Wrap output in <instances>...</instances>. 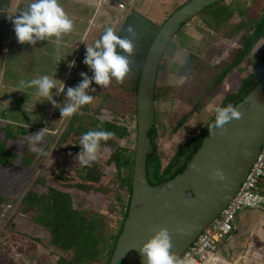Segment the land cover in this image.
Instances as JSON below:
<instances>
[{"label": "trees", "instance_id": "trees-1", "mask_svg": "<svg viewBox=\"0 0 264 264\" xmlns=\"http://www.w3.org/2000/svg\"><path fill=\"white\" fill-rule=\"evenodd\" d=\"M16 1L0 0V71L3 67V50L8 42L9 33L14 32V27L11 28L14 24L7 16L14 15V6L18 8V5H15ZM119 1L116 0L117 3ZM121 1L131 8V12L126 13L127 15L124 13L127 17L118 27V34L126 35L122 29L132 25L139 35L137 41L139 47L134 57L136 63L132 76L123 84H118L113 80L117 86L122 87L125 94L101 93L97 90L100 86L93 82L91 87L96 89V92L92 93L95 97L94 102L81 109L83 115L77 114L70 117L58 139L55 140L53 136L54 139L44 148L48 152L54 147L55 151H58L64 158L52 163L53 168L49 172L41 171L22 196L10 197L0 193V207L4 203L15 202L18 204L16 213L22 212L29 215L28 218L34 224V229L40 231L39 236H35V240L49 249L56 264H109L128 214L136 156L138 86L148 50L159 28L166 20L153 21L145 15L143 10L139 12L134 7V3L141 0ZM188 1L190 0L185 3ZM229 12L226 17L233 19L235 13L232 8ZM188 21L182 23L180 29L184 24H189ZM226 26L221 23L220 30L226 29ZM238 26L233 24L231 28L232 30L237 28L234 36V39L238 36L237 46H234L232 51L219 62L197 53L192 43H189L191 47L184 61L172 60L173 58L170 57L173 51L184 49V47L173 42H170V48L169 45L167 46L169 49L166 48L160 62L157 79L163 70L174 74L176 78H184L187 84L182 88L181 93L183 99L191 105V110L182 114L178 119L173 117V113L166 112L170 119V128L166 121L162 122L164 114L161 112L159 121L156 119L155 126L150 130L153 150L147 156L146 171L150 183L156 185L176 177L188 166L194 154L201 148L205 137L209 134L207 128L213 122L215 112L203 121L199 129L194 130L179 144L177 142L174 145V141L170 144L168 141L164 146L161 139L174 137L192 113L203 109L211 95L218 91L229 74L234 70H241L240 66L244 59L251 54L259 40L264 37V13L259 18H255L249 26L245 25L242 19L239 20ZM212 44L213 37L209 36L207 45L210 47ZM16 48L18 47H13L11 54L16 53ZM263 76L264 54L257 59V65L250 70L247 76L240 78L239 81L236 80L238 81L237 90L226 94L219 106H227L230 103L235 106L259 83ZM3 77H5L4 74ZM167 88L170 92L173 89L172 85ZM193 88L197 90L196 93L193 92ZM18 99L24 100L21 96ZM20 115L18 114V117ZM101 122H103L102 129H97V125ZM89 130H107L115 135L107 143L101 142L103 152L99 162L85 166L76 159V155L82 148L79 145L81 135ZM30 131H32L30 126L21 125V123L0 122V170L3 167H12L21 163L34 171L38 154L31 151V146L25 141ZM21 141L25 142L17 148V143ZM170 151H174V154H169ZM43 158L44 156L40 155V160ZM33 163L35 166L31 167ZM261 185L264 187V180ZM105 190L108 197L105 198L109 200L110 209L119 215V219L116 220L96 208H82L75 205V194H99ZM2 210L7 214L10 208L3 207ZM0 214H2L1 210ZM1 222L2 219L0 225ZM220 243L222 240L216 243V246Z\"/></svg>", "mask_w": 264, "mask_h": 264}, {"label": "rangeland", "instance_id": "rangeland-1", "mask_svg": "<svg viewBox=\"0 0 264 264\" xmlns=\"http://www.w3.org/2000/svg\"><path fill=\"white\" fill-rule=\"evenodd\" d=\"M96 1L98 2V0H60L67 13L75 20V31L64 36L59 45L54 38L49 42L46 40L38 41L35 46L29 43L21 44L16 38L15 31L12 33L10 30L8 42L3 50V67L0 71V122L11 121L30 126L32 131L27 135L25 141L31 147H33L29 143L31 134L47 127L48 131L43 142L36 145L44 149L54 139L53 136H55V140L58 139L69 118H61L60 110L55 108L51 102L43 101L42 97L35 96V89H26L23 92L17 90L18 85L22 80L30 81L43 75L56 77L64 81L66 85L65 93L54 96V99L62 104L65 100L67 87H75L83 79L80 75L81 72L88 73L89 77L93 75L88 66L83 63L86 43L92 45L107 26H112L117 30L126 19V15L131 12L126 9L127 14L122 16L123 12L117 7L116 2L114 4L112 0H104L98 6ZM186 1L141 0L134 3V7L139 12L143 10L149 19L163 22ZM29 3L31 0H17L15 5H18V8L14 6V15H18L17 10L25 8ZM224 4L226 5L223 8ZM231 8L235 16L233 19H228L226 16L230 13L229 9ZM263 13L264 0H223L208 6L195 18L190 19L189 24H184L174 35L171 42L184 47V49H175L170 58L184 61L186 53L191 47L189 43H192L197 53L219 62L232 51L234 46H237L238 36L234 39L237 28L232 30L233 24L239 27V20L242 19L243 23L249 26L255 18H259ZM221 23L227 25V28L220 30ZM13 27L14 25L11 28ZM87 28L88 30H86ZM85 30L87 31L86 34ZM209 36L213 37V44L210 47L207 45ZM14 46L18 48L15 49L16 53L11 54ZM170 46L171 43H169V48ZM263 54L264 37L259 40L251 54L244 59L240 66L241 70L231 72L220 85L218 91L211 95L203 109L192 113L184 123L183 128L174 134V137L169 136L166 139H161L162 144L165 146L168 141L170 144L171 141H174V145L177 142L179 144L194 130L199 129L203 121L211 116L215 112V108L224 101L226 94L237 90L240 78L247 76L250 70L257 65V59ZM72 60L76 61V65L69 67V62ZM7 71L8 73H6ZM236 80L238 81L236 82ZM186 84L184 78H176L174 74L165 70L160 72V77L157 79L156 119L159 121L160 112L164 114L161 120L162 122L166 121L169 128L170 119L167 113H173V117L178 119L182 114L191 110V105L183 99L181 93ZM171 85L173 89L170 92L167 90V86ZM97 90L101 93L125 94L122 87L117 86L115 82L107 88L100 87ZM53 91L56 90L53 89ZM193 92L196 93L197 90L193 88ZM20 96L24 100L20 101L18 99ZM18 114L21 115L18 117ZM23 118L26 120H22ZM25 141L17 143V148H20L18 146L24 144ZM55 150L54 147L50 148L49 155L42 160L38 155L34 171L21 163L12 167H3L0 170V193L10 197L22 196L41 171L49 172L53 168L52 163L64 158ZM169 154L173 155L174 151H170ZM33 166L35 163L31 167ZM105 197L108 198L106 190L99 194H75V205L82 208H96L116 220L119 219V215L110 209L109 200ZM5 204L11 205L7 214L2 210ZM0 208L2 211L0 214V220L2 219L0 225V264H56L49 249L35 240V236H39L40 231L34 229V224L28 218L29 215L22 212L16 213L18 204L15 202L4 203ZM30 234L32 235L30 236ZM218 252L225 255L226 258L219 259L218 261L221 263L214 261L215 263L218 262L217 264H264V210L244 208L237 216L231 235L218 244Z\"/></svg>", "mask_w": 264, "mask_h": 264}, {"label": "water", "instance_id": "water-1", "mask_svg": "<svg viewBox=\"0 0 264 264\" xmlns=\"http://www.w3.org/2000/svg\"><path fill=\"white\" fill-rule=\"evenodd\" d=\"M223 0H190L159 28L140 76L137 93V140L132 194L127 217L109 264H142L141 245L154 228L167 226L174 250L182 254L235 196L264 143V76L235 106L244 113L232 120L224 136L205 137L188 166L176 177L156 185L147 177V156L153 150L150 130L156 124V82L159 65L182 23ZM201 171L197 172L192 164ZM220 167L225 181L213 182L209 173ZM169 206L166 207L165 205Z\"/></svg>", "mask_w": 264, "mask_h": 264}, {"label": "clouds", "instance_id": "clouds-1", "mask_svg": "<svg viewBox=\"0 0 264 264\" xmlns=\"http://www.w3.org/2000/svg\"><path fill=\"white\" fill-rule=\"evenodd\" d=\"M117 6L119 7L118 3ZM120 9L123 12L122 16L125 15L126 9L131 10L127 5ZM18 12L19 15H8L7 17L14 24L16 38L21 44L29 43L35 46L38 41L49 42L54 38L59 45L64 36L75 31V20L67 13L60 0H31V3ZM117 30L112 26H107L92 45L86 43L83 63L88 66L93 75L89 77L88 73L81 72L80 75L83 79L75 87H67L65 100L62 104L58 103L54 96L65 93L66 85L64 81L56 77L43 75L30 81L22 80L17 90L25 92L26 89H35L34 95L42 97L43 101L51 102L55 108L60 110L61 118H70L77 114L83 115L81 109L86 105H91L95 99L92 93H95L96 89L91 87L93 82L101 88H107L113 80L118 84H123L134 72L136 63L134 57L139 47L137 30L132 25L122 29L126 35L118 34ZM75 65L76 61L72 60L68 66ZM53 89L56 91L54 92ZM243 115L242 110L231 103L227 106L216 107L214 120L207 128L209 136L226 135L228 133L227 125L234 119H242ZM102 125L103 122L98 124L97 129H102ZM47 131L48 129L45 127L31 134L29 140V143L33 145L30 150L44 157H47L49 153L36 145L43 142ZM114 135L113 132L107 130H89L83 133L79 142L82 148L77 153L76 159L85 166L99 162L103 152L101 142L107 143ZM192 167L197 172L201 171L195 162ZM209 177L213 182L227 179L225 172L220 167L212 169ZM260 199L264 200V197ZM152 231L154 234L138 249L143 257L142 264H196L191 256L187 254L181 256L174 250L173 234L167 226H160Z\"/></svg>", "mask_w": 264, "mask_h": 264}, {"label": "built area", "instance_id": "built-area-1", "mask_svg": "<svg viewBox=\"0 0 264 264\" xmlns=\"http://www.w3.org/2000/svg\"><path fill=\"white\" fill-rule=\"evenodd\" d=\"M120 8H125L124 1H119ZM264 143L259 154L242 181L235 196L222 209L216 217L196 238V240L182 254L191 256L196 264H211L215 260L216 243L228 238L234 230L238 214L244 208H257L264 210ZM10 208L7 204L4 208Z\"/></svg>", "mask_w": 264, "mask_h": 264}, {"label": "crops", "instance_id": "crops-1", "mask_svg": "<svg viewBox=\"0 0 264 264\" xmlns=\"http://www.w3.org/2000/svg\"><path fill=\"white\" fill-rule=\"evenodd\" d=\"M103 1H104V0H98V2L96 1V3L98 4V6H100L101 3H102ZM112 1H113L114 4H115V0H112ZM94 3H95V2H94ZM86 30H88V28H87ZM86 30H85V34L87 33ZM82 39H83V37H82ZM215 257L217 258V260H216V258H215V261H218L219 259L226 258L225 255H223L222 253L218 252V246H217L216 251H215ZM218 262H219V261H218ZM218 262H217V263H218ZM217 263H215V262L213 261L211 264H217ZM219 263H221V262H219Z\"/></svg>", "mask_w": 264, "mask_h": 264}]
</instances>
